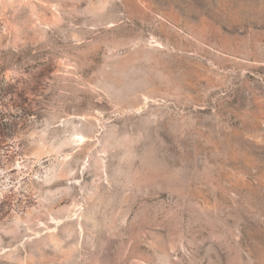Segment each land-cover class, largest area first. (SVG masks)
I'll list each match as a JSON object with an SVG mask.
<instances>
[{
  "label": "rangeland",
  "instance_id": "rangeland-1",
  "mask_svg": "<svg viewBox=\"0 0 264 264\" xmlns=\"http://www.w3.org/2000/svg\"><path fill=\"white\" fill-rule=\"evenodd\" d=\"M0 264H264V0H0Z\"/></svg>",
  "mask_w": 264,
  "mask_h": 264
}]
</instances>
